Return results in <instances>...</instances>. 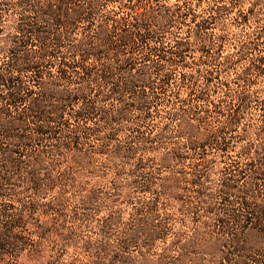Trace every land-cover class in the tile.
Wrapping results in <instances>:
<instances>
[{
  "label": "rangeland",
  "instance_id": "374dc122",
  "mask_svg": "<svg viewBox=\"0 0 264 264\" xmlns=\"http://www.w3.org/2000/svg\"><path fill=\"white\" fill-rule=\"evenodd\" d=\"M0 264H264V0H0Z\"/></svg>",
  "mask_w": 264,
  "mask_h": 264
},
{
  "label": "trees",
  "instance_id": "16d2710c",
  "mask_svg": "<svg viewBox=\"0 0 264 264\" xmlns=\"http://www.w3.org/2000/svg\"><path fill=\"white\" fill-rule=\"evenodd\" d=\"M53 10H54V6H52V4L47 3V5H46V7H45V13H49V15L52 16V14H53V13H52ZM55 12H56V13H54L53 16H54V18H55L57 21H59V18H60V14H58L59 11H55ZM120 37H121V39H127V38H129V37H130L129 32L121 31V33H120ZM80 55H81V56H80ZM80 55H79V56H80V57H79L80 60H81L82 62H84V59H83V56H82L81 53H80ZM83 66H84V65H83ZM84 70H86V67H85ZM59 71H60V73H66V68L63 67V66H59ZM52 108H53V111H54V110L56 109V105H53ZM38 110H39V112H41L39 108H38ZM18 119H20V118H18ZM15 121H17V119L15 120V117H13V116L10 115V114H9V116H7V118L4 120V122H5L6 126H7V129L9 130V132H11V134H9L10 137L13 138V139H15V140H19V141H22V142H27V141L31 138L29 133H21V132L12 133L11 130H13V127H14V125H15ZM35 129H37V131H41L42 129H44V124H42L41 122L35 124ZM4 159H5V161H6V164H10V163L13 162V161H12V157H11L10 155L5 156ZM35 252H36V251L34 250V253H35ZM71 261H72V262H75L74 260H71ZM158 262H160V260H158L157 263H158Z\"/></svg>",
  "mask_w": 264,
  "mask_h": 264
}]
</instances>
